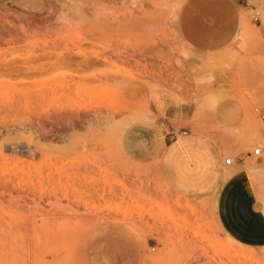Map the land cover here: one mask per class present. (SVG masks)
Wrapping results in <instances>:
<instances>
[{
	"label": "rangeland",
	"instance_id": "rangeland-1",
	"mask_svg": "<svg viewBox=\"0 0 264 264\" xmlns=\"http://www.w3.org/2000/svg\"><path fill=\"white\" fill-rule=\"evenodd\" d=\"M192 1L0 0V264H95L117 219L163 244L143 264H264L219 226L217 187L178 194L125 142L167 97L225 158L264 148V0L220 3L239 30L208 52L180 25Z\"/></svg>",
	"mask_w": 264,
	"mask_h": 264
},
{
	"label": "crops",
	"instance_id": "crops-1",
	"mask_svg": "<svg viewBox=\"0 0 264 264\" xmlns=\"http://www.w3.org/2000/svg\"><path fill=\"white\" fill-rule=\"evenodd\" d=\"M222 2L227 1L195 0L186 7L187 13L199 14L180 18L184 35L195 49H221L239 30L238 19L227 14ZM156 113L158 120L136 123L126 134L131 155L153 167L169 189L190 199H203L217 187L214 204L219 226L238 245L264 258V153L248 150L235 154L228 164L226 148L216 135L208 130L194 132L185 124L187 111L182 104L163 97ZM95 233L100 237L99 245L91 246L99 249L95 264H143L146 242L153 249L163 246L156 235L145 236L123 219L103 223Z\"/></svg>",
	"mask_w": 264,
	"mask_h": 264
},
{
	"label": "built area",
	"instance_id": "built-area-1",
	"mask_svg": "<svg viewBox=\"0 0 264 264\" xmlns=\"http://www.w3.org/2000/svg\"><path fill=\"white\" fill-rule=\"evenodd\" d=\"M252 19L255 21V22H258V23H261L262 22V10L257 8L256 6L253 7V14H252ZM260 117H261V120L264 124V112H262L260 114ZM182 133H186L187 131L186 130H182L181 131ZM253 152L257 155H262L263 152H264V148L263 146H256L254 149H253ZM232 160L233 158L231 156H227L226 159H225V162L228 163V164H231L232 163Z\"/></svg>",
	"mask_w": 264,
	"mask_h": 264
},
{
	"label": "bare ground",
	"instance_id": "bare-ground-1",
	"mask_svg": "<svg viewBox=\"0 0 264 264\" xmlns=\"http://www.w3.org/2000/svg\"><path fill=\"white\" fill-rule=\"evenodd\" d=\"M39 47V46H38ZM9 64V63H8ZM53 125V124H52ZM238 244V243H237Z\"/></svg>",
	"mask_w": 264,
	"mask_h": 264
}]
</instances>
